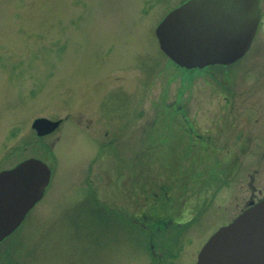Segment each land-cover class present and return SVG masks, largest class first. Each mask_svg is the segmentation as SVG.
Here are the masks:
<instances>
[{"label":"rangeland","instance_id":"1","mask_svg":"<svg viewBox=\"0 0 264 264\" xmlns=\"http://www.w3.org/2000/svg\"><path fill=\"white\" fill-rule=\"evenodd\" d=\"M182 1L0 0L1 145L9 146L15 137L19 162L38 159L52 175L37 207L38 223L27 222L21 229L28 241L14 264H158L152 251L161 257L164 250L163 264H196L221 220L238 215L242 204L244 208L253 178L264 194V3L251 50L228 72L209 74L184 71L160 49L157 25ZM173 100L185 106L193 125L218 132L223 151L235 152L233 122L236 133L250 125L252 132L250 141H237L244 149L242 196L237 175L219 190L217 204L183 235L175 238L167 231L153 240L147 231L134 233L122 225L116 214L136 212L141 218L146 176L171 187L163 179L165 163L154 162L143 171L138 152L147 141L143 129L152 134L156 113ZM40 118L62 125L42 140L32 130ZM213 151L208 152L209 172L188 189L200 192L220 180L230 156ZM111 180L132 186L133 201L106 188ZM178 190L170 189L173 201ZM95 191L109 212L97 214ZM166 217L155 219L162 224ZM171 253H176V263L169 260Z\"/></svg>","mask_w":264,"mask_h":264},{"label":"water","instance_id":"2","mask_svg":"<svg viewBox=\"0 0 264 264\" xmlns=\"http://www.w3.org/2000/svg\"><path fill=\"white\" fill-rule=\"evenodd\" d=\"M261 0H187L157 25L160 49L186 70L231 65L249 52L259 30ZM40 136L53 134L61 121L35 120ZM51 169L38 159L0 174V234H11L42 198ZM13 187H7V183ZM18 184L17 188H14ZM32 190V192H31ZM196 264H264V200L253 203L221 227L201 249Z\"/></svg>","mask_w":264,"mask_h":264},{"label":"flooded vegetation","instance_id":"3","mask_svg":"<svg viewBox=\"0 0 264 264\" xmlns=\"http://www.w3.org/2000/svg\"><path fill=\"white\" fill-rule=\"evenodd\" d=\"M186 1V0H185ZM182 3V2H181ZM264 3V0H261V5ZM263 6V5H262ZM262 16V12H261ZM262 22V17L259 22V26ZM258 26V27H259ZM260 30V27H259ZM258 30V32H259ZM258 32L255 36V40L257 39ZM255 41L253 42V44ZM252 44V45H253ZM252 47V46H251ZM250 47V50H251ZM249 50V51H250ZM244 58V57H243ZM243 58L239 59L238 61L234 62V64H231L229 66L224 65H213L212 67H206L203 68L200 71H206L209 74H213L214 71L217 72L221 70L226 71L231 70L234 65L238 62H240ZM184 71H186L183 68ZM211 70L213 72H211ZM235 106H232L231 108L234 109ZM164 111L156 113V116L154 118L153 127L155 129L152 130V134L150 131H146L143 129L142 138H146L147 141L144 139L143 141L149 142L148 144H141L139 147V165L142 167L143 171L145 170L147 172V167L149 164H153L154 162H159L161 165H164L165 163V169L163 171V179L167 178L171 181L170 186L172 188H179L178 190L180 193L177 196V200L173 201L171 199L170 195V189L168 185H160L158 186L157 181L149 182L148 176H146V181L143 183V193L145 194V206H144V212H141L139 215L141 218H137L138 215L136 212H128L126 214V217L123 215L118 214L117 217H119L122 225L128 226L133 232L138 229H140L141 232H146L151 235V238L154 240L156 236H158L161 233H165L166 235L167 231L172 232L175 234L176 237H180L182 232L185 230H188V228L192 227L194 224L197 223L199 216L201 217L202 214H204L207 209H209L210 205H216L219 197V190H222V188L226 187L229 184H232V182L236 179L237 175L239 176V188L241 189L240 195L242 196V188H241V178H240V161L242 160L243 156V145H238L239 142H248L250 141L249 138L251 137L250 131L252 132L251 125L249 126L248 130H244V133L237 132L236 133V124H234V135H235V152L232 154L230 151H223L219 148L220 144V136L218 137L217 133L211 130H202L193 125L191 117L189 116L188 110L185 108L184 105H180L178 101H170L169 103H164ZM34 125V123H33ZM32 130L36 133L37 137L40 139H45L49 136H40L39 133L33 128ZM62 125V123H61ZM60 127V126H59ZM54 134V133H53ZM52 135V134H51ZM105 138H108L109 134H104ZM152 140H151V139ZM14 141L9 142V146L7 145H1V136H0V174L3 173V171H11L14 170V168L18 167L21 163H24L26 160L19 162L18 158V146L15 144V137H13ZM238 141V142H237ZM45 147H47V144H45ZM211 148L216 149V151L219 153V156H225L228 157V160L225 162V165H223V170L221 171V176L219 177L220 180L217 181L215 185H211L207 189H202L200 192L196 189H188L189 187H196L197 186V177L200 174H203L204 172L207 173L208 171L207 166L209 165L211 158L208 155V152ZM22 150V149H21ZM214 154H217V152L213 151ZM132 152H129L128 154L131 155ZM226 155H223L225 154ZM264 156V152L262 154ZM218 155L215 157H219ZM221 157L219 158L221 160ZM138 158V157H137ZM199 165H203V169H200ZM256 165L259 166V163ZM171 167V169H169ZM209 172V171H208ZM255 172L257 173V169H255ZM52 178V176H51ZM50 178V181H51ZM211 178V177H210ZM209 178V179H210ZM218 178V179H219ZM49 181V183H50ZM109 186H106V188H113L114 191L113 194L116 196L120 194L123 198L129 199L133 201V189L130 185H121L120 181L111 180L108 181ZM254 178L252 179V182L249 187H252L253 191L251 193V196L249 198L245 199L244 202V208H243V199L240 198V203H236V208H238L239 205L242 204L241 211L236 216H229L225 217L223 220H221L222 224L221 227L228 226L231 224V222L236 219L238 216L241 215L247 209L251 206L253 203H259L262 200H264V194H262L261 191L258 188H255L254 184ZM48 183V185H49ZM118 184V185H117ZM13 183L10 182L6 184L7 187L11 186L13 187ZM43 188L42 192V198L27 212L25 217L22 219L23 221L17 226V228L8 235H2L0 234V264H12L13 260L20 256L23 251V245L25 247L26 241H23L25 235L27 234L24 229V232L21 230L27 222L29 223H38L39 218V209L37 208L38 205L46 198V191L49 188V186ZM156 185V186H154ZM217 185V186H216ZM5 183L0 184V189H4ZM18 184L14 186V188H17ZM156 189L154 192L152 190ZM95 190V189H94ZM121 190V191H120ZM152 191V192H151ZM32 192V190H31ZM143 194V195H144ZM95 197V206H98L97 214L99 213L105 214L106 211L102 203H99L98 201H101V195L96 194V191L94 192ZM98 195V196H97ZM193 196L196 197V199L192 200ZM197 196H201L199 199ZM188 197L187 200H183V198ZM172 200V201H171ZM191 202H194L191 204ZM216 202V204H215ZM174 204V205H173ZM5 210L2 209V196L0 199V213L4 212ZM109 212V211H106ZM167 212V213H166ZM170 213V214H169ZM34 214V215H33ZM167 214V217L165 218L164 222L162 224L157 222L156 216ZM169 215V216H168ZM175 215V216H172ZM111 217H114L111 215ZM99 218V216H98ZM103 218V217H102ZM99 218V219H102ZM153 224L154 227H153ZM156 228V230L154 229ZM219 228V229H220ZM218 229V230H219ZM169 232V233H170ZM158 233V234H157ZM215 234V233H214ZM170 236V235H168ZM212 236V235H211ZM174 237V236H173ZM28 238V237H27ZM171 238L168 237L167 240ZM166 240V241H167ZM152 244H150L151 246ZM170 245V244H169ZM152 250L155 248L154 246H151ZM167 250V249H166ZM162 253V256H158L152 251V257L158 260V264H163L164 260L166 259V256H163L166 254V251L164 250ZM177 253V252H176ZM176 253L169 254V260H172V263H176ZM199 254V253H198ZM26 258V257H25ZM198 261V258H197ZM14 264V263H13Z\"/></svg>","mask_w":264,"mask_h":264}]
</instances>
